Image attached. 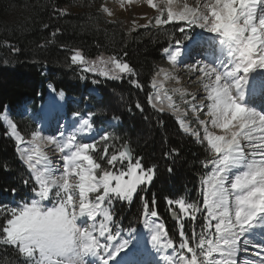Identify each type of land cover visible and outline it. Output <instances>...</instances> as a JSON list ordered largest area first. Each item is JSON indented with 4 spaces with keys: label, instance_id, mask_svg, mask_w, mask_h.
Segmentation results:
<instances>
[{
    "label": "snow or ice",
    "instance_id": "obj_1",
    "mask_svg": "<svg viewBox=\"0 0 264 264\" xmlns=\"http://www.w3.org/2000/svg\"><path fill=\"white\" fill-rule=\"evenodd\" d=\"M246 2H250L255 10L248 16L250 23L245 28L244 38L238 41L234 65L230 69H226L222 76L213 68L211 77L205 76L204 79L207 81L205 88L208 90V99L211 100V104L207 106L208 115L212 117L211 125L225 130L235 129L231 131L230 135H215L208 130L206 121H200L202 125H205L204 139L216 154L211 161L214 169L206 181L208 188L203 207L207 216L204 228L209 230L207 233L209 237L212 236L214 229L217 239L205 238V234L201 232L196 247H191L188 238L184 236L181 224V242L178 248L186 249L191 256L188 258L178 255L175 258L176 264H198L197 249L203 255L201 264H236L235 260L231 258L237 254L239 238L254 227L255 221L264 220V205H261L259 209L249 207L257 199L264 197V171H261L264 168V115L246 111L239 100L235 104H231L225 99V95L220 93L219 87L211 83L217 78L220 85H223L225 80L235 79V86L241 88V83L245 82L246 77L242 73L248 74L250 71L246 66L251 63L250 50L255 49L254 52H251L253 58L254 56L264 58V14L258 15V0H207L202 6L205 11H201L199 7L193 9L185 5L183 11L177 13L169 8L165 19L157 17L155 20L157 25L182 21L184 25L178 28L181 33L185 32V25L189 27L196 25L209 33L231 38V33H224L220 28L221 22L236 24L240 14L238 5L242 6ZM167 3L170 5L172 0H167ZM148 4L153 8L156 7L154 0H148ZM103 10L111 15L107 8ZM169 16L172 18L170 19ZM248 32L251 34L248 35ZM164 51L173 62L181 55L180 51H170L169 49H164ZM72 62L85 63L79 52L72 57ZM113 63L120 72L134 74L133 68L128 63H123L115 58H113ZM194 70L204 76L200 65H197ZM133 84L140 87L136 81H133ZM260 88L264 91V85H261ZM137 107L139 108L140 105L138 104ZM225 109L228 110L225 111ZM183 123L181 121L182 126ZM9 127L10 133L6 128V134L21 144L32 145L39 136V133L35 132L32 140L25 142L24 136L15 123L9 122ZM82 131H93L88 119H84ZM184 131H191V129L184 128ZM192 134L199 136V133L194 131ZM98 139L105 142L103 152L107 154L108 145L106 142L110 139V135L102 132ZM96 140L97 138L93 137V142H80L73 135L66 141H54L59 151L63 153L61 159L66 162L62 165V175L56 178L52 177L51 169L47 166L43 172L37 169L39 161L34 162L33 153L35 156L47 160V157L43 156L38 148L26 147L21 150L22 156L26 158L27 167L35 172V183L38 184V189L34 186L31 190L33 198L26 200L23 204L0 206V217H3V222L0 223V242L8 246L16 245V250L24 257V264H83L82 256L84 254H91L98 257L102 264H109L113 252L109 251L106 242L114 240L116 237L109 227L113 216L108 208L102 207V205L106 202L111 204L114 198L130 201L140 185L145 186L141 192L145 191L153 180L154 169L145 168L139 160L132 163L131 154L128 151H120L119 155L112 153L107 159V163L113 167L117 161L123 163L127 160V171L121 170L117 174L104 169L89 154L92 150L97 149ZM242 140L247 142L243 146ZM246 145L247 149H250V153L245 152ZM237 161H249V163L245 165L248 170L236 175L234 182L230 183L231 189L239 193L235 197L233 212L230 210V190L225 188V180L229 178L228 174L233 167L241 165ZM96 170H100L102 173L99 178ZM73 176L78 177V181L69 183V178ZM126 176L129 178L125 179ZM228 181L229 179H227ZM113 182L115 183L113 184ZM76 189H78V193ZM90 193L96 194L91 203L89 202ZM74 196L78 201L75 205ZM50 197L56 201L55 204L51 207H42L41 202ZM166 203L169 206L178 207L179 213L174 211L173 215L183 214L192 220H195L196 213L201 211L197 204L186 203L183 199L168 198ZM143 206L146 216L158 217V212L150 208L148 199L143 200ZM77 207L78 212L74 210ZM98 216H102L103 219L99 224H96ZM78 217L91 218L93 223L90 226H78ZM213 221H215L214 225ZM152 231L154 234L151 235V242L154 247L159 250L172 249V252H176L173 240L168 238L163 224L155 225ZM94 233H98V235H94ZM101 238L105 243H101ZM162 239L166 242L162 243ZM129 243V240H124L113 251L120 253L128 248V251L124 252L125 256L130 257L128 264H137L134 259L135 249L128 247ZM243 244L248 246L253 244V240L245 239ZM100 251L106 252L109 259L100 257ZM213 253H218L222 259H210ZM261 253H264V248H261ZM164 261L165 264H172L173 257L165 255ZM259 264H264V259H260Z\"/></svg>",
    "mask_w": 264,
    "mask_h": 264
},
{
    "label": "trees",
    "instance_id": "obj_2",
    "mask_svg": "<svg viewBox=\"0 0 264 264\" xmlns=\"http://www.w3.org/2000/svg\"><path fill=\"white\" fill-rule=\"evenodd\" d=\"M103 2L0 0V121L8 107L26 141L38 127L22 116L21 108L28 104L39 113L49 85L76 98H85L87 88L97 89L101 98L91 96L89 112L103 118L101 125L118 117L121 126L113 142L118 148L129 145L134 161L154 169L145 191L141 192L144 185L138 186L130 201L115 200L114 220L125 230L140 228L146 216L143 200L148 199L172 239L166 199L188 201L196 196L203 203L204 180L214 167L208 145L181 132L173 117L158 112L149 101L152 78L165 62L164 49L184 42L178 31L184 24L172 21L159 28L143 27L129 36L120 24L105 19ZM77 52L91 62L115 58L128 63L134 74L103 77L85 72L73 66ZM5 129L0 122V206H15L32 199L31 190L38 184ZM16 249L0 242V264H24Z\"/></svg>",
    "mask_w": 264,
    "mask_h": 264
},
{
    "label": "rangeland",
    "instance_id": "obj_3",
    "mask_svg": "<svg viewBox=\"0 0 264 264\" xmlns=\"http://www.w3.org/2000/svg\"><path fill=\"white\" fill-rule=\"evenodd\" d=\"M206 2L207 0H179V2H173L172 0V3L169 5L167 0H154L156 7L153 8L148 4V0H104L103 5L101 6V12L104 14L105 19L109 23L120 24L126 34L130 36L133 32L143 27H162L164 24L157 25L155 20L157 17H160L161 19L166 18L169 8H171L173 12L178 13L183 5H187L193 9L199 7L201 11H205L202 6ZM177 3L179 7L177 6ZM238 7H240L238 22L236 24L221 22L220 25V28L224 33H232L231 38L225 37L224 35L218 36L216 34L209 33L206 30L200 29L196 25L190 27L188 26L187 29L185 28V32L182 33L184 42L174 44L168 48L170 51H180L181 55L177 57L175 62H173L168 58L167 53L164 52L165 62L158 68V71L152 78V93L149 96V101L152 106L158 112L165 113L166 115L173 117L181 132L187 136H191L197 143L203 142L207 144L206 139H204L205 125H202L200 121H206L208 130L215 135H230L231 131L235 130H225L211 125L212 117L208 115L207 107L211 104V100L208 99V90L205 88V83H207V81L204 79L205 76L211 77V70L213 68H215L218 74L222 76L225 74V70L228 68L230 69L235 63L238 41L244 38L246 34L245 28L250 23L248 16L255 10L254 6L251 5L250 2H246L242 6L238 5ZM104 8H107L111 12V15H109L108 12H105L103 10ZM260 13L264 14V0H260V3L258 0V15ZM169 18L171 19L172 17L169 16ZM174 22H181L184 24L182 21ZM247 34L250 35L251 33L248 32ZM254 51V48L250 50L249 59L251 60V63L246 64L250 71L248 74L242 73V75H246V77L245 82L242 81L241 83V92L239 94L234 96L232 92V88L236 89V86L233 87L236 84L235 79L225 80V83L227 81L229 82H227V84L224 83L223 85L219 84L218 78L216 80H212L211 83H214L219 87L220 93L225 94V99L230 101L231 104H235L238 100H241V103L244 100V94H246L248 96V102L246 101L243 105L246 111L264 115V91H260V86L264 85V58H258L255 56L253 58L251 56V52ZM83 59L85 63H73V66L93 75L99 74L103 77H116L123 73L116 69L113 59L101 58L95 62L88 61L84 57ZM197 65L201 66V71L204 72V76H201L194 70ZM105 73H107V75H105ZM48 90L49 95L45 104L47 102L51 103L48 108V111L51 113L50 116H48L47 111H43L42 106L37 114L33 113L28 104L21 108L22 116L31 118L33 122L36 123L38 127L37 132L39 133V136L32 145L17 142L18 152L21 159L27 164L26 158L21 154V150L23 148L34 147L38 148L40 151V147L43 146L44 151H46L50 157H52V161H54L53 168L50 169L52 176L56 178L62 175V165L66 162L61 159L63 153L59 151L54 141L59 140L57 139L58 137L63 138V140L66 141L69 137L75 135L76 139L80 142H93V137H96L97 149L92 150L89 154H91L104 169L113 171L117 174L121 170L127 171V160L123 161V163L117 161L115 167L107 163V159L110 158L112 153L119 155V152L124 151L125 149V146L118 148L117 144L113 142V140L116 139V131L121 126L119 118L114 117L107 119L105 120L104 125H101L103 118H97L96 114L89 112V109L92 108L89 103L91 96H95L97 99L101 98L99 91L95 88H87L86 90L89 93L88 95L86 94L87 96L85 98H76L67 96L63 92H57L52 85L48 87ZM50 94L51 96L53 95L51 99L49 97ZM52 100L53 102H51ZM58 104L61 105V108H58ZM69 110L76 112L69 114ZM227 110L228 109H225V111ZM5 114H8L9 116H7L10 117L8 109ZM9 119H11V117ZM84 119L89 120L93 129L92 132L82 131ZM181 121L184 122L183 126L181 125ZM8 124L7 122L4 123L10 133V127ZM184 128H190L191 131L186 132L184 131ZM193 131L199 133V136H194L192 134ZM102 132L110 135V139L106 142L108 145L107 154H104L103 152L105 142L98 139ZM11 138L14 139L13 137ZM30 140H32V137L25 142ZM246 143V141H241L242 146ZM245 147V152L250 153V149H247L248 146L246 145ZM208 148L211 149L210 145H208ZM33 155L34 162L39 161L37 165H42L43 158L40 159L41 157L35 156L34 153ZM213 155L215 157L216 154L213 152ZM257 159H259V156H257ZM135 162L136 161L133 159L132 163ZM242 162L243 163L238 168V171L233 172V174H229L227 189H230L231 191L232 185L230 183L234 182L235 176L248 170L245 165L248 164L249 161ZM261 171H264V168H262ZM96 172L99 178L102 173L100 170H96ZM128 178L129 177L127 176L125 177V179ZM75 180L78 181V177H70L69 183H75ZM65 183H67V181H65ZM114 183L115 182H113V184ZM207 188L208 184H205L203 188L204 196L207 195ZM76 191L78 193V189H76ZM230 193L233 201L232 211L234 212L235 197L238 196L239 193H236V190L234 189L233 192ZM95 195V193L89 194L90 203L93 202V197ZM73 200L74 205L78 203L76 196H74ZM115 200L116 199L114 198L111 204L106 202L102 205V207L108 208L109 212L113 216V220L109 223V227L116 239L106 242L109 246V251H112L113 255L112 258L109 259L106 252L100 251L99 256L104 259H109V264H128L130 257L124 255V252L128 251V248H125L120 252L122 254L121 256L120 253L114 252L113 249L118 248L124 240H129L130 243L128 247L135 249L134 259L137 264H154L152 258L150 260H142L140 257L142 252L146 253L150 248V250H153L154 252L157 249L156 247H153L150 240V225L152 223L163 224L164 230H166L169 235L166 223L160 217L153 218L145 216L140 228L125 230L121 227L119 222L114 220V212L117 208ZM55 202L56 201L50 197L49 199L43 200L41 205L42 207H51L55 204ZM185 202L197 204L201 211L196 213L195 220L187 218L183 214H180L177 220H173L171 214L174 211L179 213V209L175 205L169 206L167 204V211L170 214L169 226L172 228V239L175 240V243L173 242V247L176 248V252H172L174 259L178 257V255H184L188 258L191 256V254L187 253L186 249L181 250L178 248V245L181 242V224L183 225L182 230L184 236L188 238L189 246L191 247H196L197 240L201 232L205 234V238H211L214 240L217 239V234H215L214 229L212 230V236L209 237L207 235L209 230L204 228L207 212L203 207V203L200 202L196 196ZM257 203H259V199H257L252 205H249V207L252 206V208H255ZM74 210L77 212L79 211L78 207ZM102 219V216H98L95 223L99 224ZM258 220L260 222L254 223V227L239 238L237 254L235 257L231 258L235 260L236 264H259V260L264 259V253H261V248H264V220ZM92 223L93 221L88 217H78L77 219L78 226H90ZM212 223L214 225L215 221ZM94 235H98V233H94ZM245 239L253 240V244L245 246L243 244V240ZM101 243H105L103 238H101ZM12 246L17 247L16 245ZM159 253L162 252L158 251V253L155 254L159 255ZM197 255L198 264H201L203 261V255L200 254L199 249H197ZM160 257L161 263L165 264L163 256L161 255ZM210 259L222 258L218 253H213V256ZM82 261L83 264H102L98 257L91 254H84L82 256ZM174 263L176 264V259Z\"/></svg>",
    "mask_w": 264,
    "mask_h": 264
},
{
    "label": "bare ground",
    "instance_id": "obj_4",
    "mask_svg": "<svg viewBox=\"0 0 264 264\" xmlns=\"http://www.w3.org/2000/svg\"><path fill=\"white\" fill-rule=\"evenodd\" d=\"M173 2H179V0H173ZM177 6L179 7V5H178V3H177ZM180 6H181V4H180ZM190 8V7H189ZM184 10V5L182 6V8L180 9V12L181 11H183ZM178 11V10H177ZM201 44V43H200ZM198 45V44H197ZM188 52V51H187ZM186 52V53H187ZM185 53V54H186ZM190 54H192V53H190ZM189 55V54H188ZM227 82H229V81H227ZM227 82L225 83V84H227ZM233 87H235V85L233 86ZM52 88V87H51ZM260 91H262L261 89H260ZM52 92V91H51ZM232 92H233V94H234V96L235 95H237V94H239L241 91H240V88L238 89L237 87H236V89L234 88H232ZM52 94V93H51ZM51 94H50V99L52 98V96H51ZM48 95H49V90H48ZM48 95H47V97H48ZM225 95V94H224ZM54 98V97H53ZM243 101L241 102V104H243L244 105V103H246V101L248 102V96L246 95V94H244V96H243ZM241 101V100H240ZM51 102H53V100L51 101ZM50 105H51V103H46V104H44L43 106H42V109H43V111H47L48 112V116H50L51 115V113L48 111V108L50 107ZM58 108H61V105H59L58 104ZM61 110V109H60ZM8 114H3L2 116H1V119H2V122L3 123H6L7 122V124L9 123V122H12L11 121V119H9L10 117H8L7 116ZM5 120V121H4ZM13 123V122H12ZM9 125V124H8ZM57 139H59V140H62V141H65V140H63V138H60V137H58ZM41 149H43V146H41L40 147ZM40 149V152L41 153H43V156H46L47 157V160H44L43 159V162H42V165H40L39 166V164L37 165V169H39V171H41V172H43L44 170H45V167L47 166V167H49V168H53V165H54V161H52V157H50V155L46 152V151H44V149L43 150H41ZM65 152H67V149H65ZM40 158V157H39ZM40 159H42V157L40 158ZM237 163H239V164H242L243 162L242 161H237ZM240 167V166H239ZM239 167H233L232 169H231V171L229 172V174L230 173H232L233 174V172H235V171H238V168ZM228 174V175H229ZM236 174V173H235ZM52 175V174H51ZM53 177V176H52ZM54 178V177H53ZM227 179H229V178H226V180H225V188L227 189V184L229 183V181L227 182ZM231 181V180H230ZM230 190V189H229ZM230 192H233V189H232V191L230 190ZM229 192V206H230V210H233V204H232V199H231V193ZM252 205V204H251ZM261 205H264V197H260L259 198V203H257L256 204V207L255 208H257V209H259L260 208V206ZM252 207V206H251ZM257 222H260L259 220H257V221H255L254 223H257ZM160 223H152L151 225H150V229H151V235H153L154 233H153V231H152V229H153V227L155 226V225H159ZM151 235H150V237H151ZM151 240V239H150ZM166 241H164L163 239H162V243H165ZM152 243V242H151ZM122 244V243H121ZM154 247V246H153ZM150 248V247H149ZM157 248V247H156ZM151 249V248H150ZM150 249H148V251L146 252V253H144V252H142V255H141V259L142 260H150L151 258H152V260H153V263L154 264H163V263H161V255L163 256V261H164V256L165 255H169V256H171V257H173L172 256V250L171 249H165V250H159L158 248L156 249V251L154 252L153 250L151 251ZM150 251V252H149ZM158 251H161L162 253H159V255H157V254H155V253H158ZM122 254L120 253V256H121ZM145 256V257H144ZM175 262V259H174V257H173V261H172V264H175L174 263Z\"/></svg>",
    "mask_w": 264,
    "mask_h": 264
},
{
    "label": "water",
    "instance_id": "obj_5",
    "mask_svg": "<svg viewBox=\"0 0 264 264\" xmlns=\"http://www.w3.org/2000/svg\"><path fill=\"white\" fill-rule=\"evenodd\" d=\"M124 151H128V152H130V154H131V158H132L131 162H132L133 159H134V156H133V153H132V151H131L130 146L127 145V146L125 147ZM178 217H179V216H177V215H173V213H172V218H173V220H177Z\"/></svg>",
    "mask_w": 264,
    "mask_h": 264
},
{
    "label": "clouds",
    "instance_id": "obj_6",
    "mask_svg": "<svg viewBox=\"0 0 264 264\" xmlns=\"http://www.w3.org/2000/svg\"><path fill=\"white\" fill-rule=\"evenodd\" d=\"M8 108V107H7ZM7 110V109H6ZM10 114V113H9ZM120 120V119H119ZM120 122H121V120H120Z\"/></svg>",
    "mask_w": 264,
    "mask_h": 264
}]
</instances>
